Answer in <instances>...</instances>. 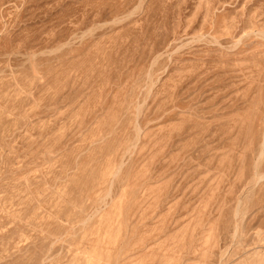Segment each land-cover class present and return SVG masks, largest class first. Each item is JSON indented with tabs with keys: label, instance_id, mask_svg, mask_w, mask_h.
Masks as SVG:
<instances>
[{
	"label": "rangeland",
	"instance_id": "rangeland-1",
	"mask_svg": "<svg viewBox=\"0 0 264 264\" xmlns=\"http://www.w3.org/2000/svg\"><path fill=\"white\" fill-rule=\"evenodd\" d=\"M0 264H264V0H0Z\"/></svg>",
	"mask_w": 264,
	"mask_h": 264
}]
</instances>
